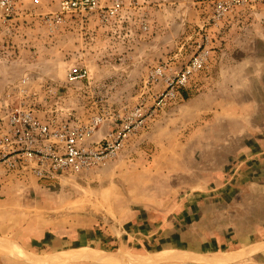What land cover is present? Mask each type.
<instances>
[{
	"label": "rangeland",
	"instance_id": "374dc122",
	"mask_svg": "<svg viewBox=\"0 0 264 264\" xmlns=\"http://www.w3.org/2000/svg\"><path fill=\"white\" fill-rule=\"evenodd\" d=\"M61 1L15 0L14 16H0L1 110L32 108L51 131L102 119L90 147L145 124L59 179L1 168L0 264H264V238L246 239L253 225L210 207L224 161L264 136V0L220 19L228 0H98L93 13L48 23ZM200 54L188 99L154 113L165 89L156 71L174 75ZM76 66L89 79L70 84Z\"/></svg>",
	"mask_w": 264,
	"mask_h": 264
},
{
	"label": "built area",
	"instance_id": "2783aa9c",
	"mask_svg": "<svg viewBox=\"0 0 264 264\" xmlns=\"http://www.w3.org/2000/svg\"><path fill=\"white\" fill-rule=\"evenodd\" d=\"M245 0H228L220 4L215 19L226 16ZM15 0H0V16L3 22L9 21L15 14ZM100 8L98 0H62L59 11L53 16L47 15V22H62L69 17L88 14ZM209 41V39H207ZM206 57L195 56L184 69L167 75L164 69L156 71L155 76L164 78L165 89L155 98L156 110L162 109L178 100L181 90L187 88L192 79L205 69ZM89 79L88 70L82 67L71 68L66 76L70 84L83 83ZM1 111H4L1 114ZM34 109L23 110L20 107L5 106L0 108V172L34 175L40 180L59 179L66 173L89 169L107 156L116 153L135 130L145 124V120L123 124L118 132L107 134L103 141L94 142V147L87 145L93 137L96 127L102 119L95 118L91 126L78 128L66 124L60 129L52 130L39 123L33 113ZM137 109L135 116H139Z\"/></svg>",
	"mask_w": 264,
	"mask_h": 264
},
{
	"label": "crops",
	"instance_id": "0c3cea01",
	"mask_svg": "<svg viewBox=\"0 0 264 264\" xmlns=\"http://www.w3.org/2000/svg\"><path fill=\"white\" fill-rule=\"evenodd\" d=\"M235 159L230 162L227 158L221 174L217 179L213 178L216 180L217 191L212 189L215 193L210 196L211 210L220 205L224 209L222 216L228 222L233 218L238 223H251L253 230L246 235V239H256L258 236L264 238V136L248 141L235 155ZM257 225H261L260 228Z\"/></svg>",
	"mask_w": 264,
	"mask_h": 264
},
{
	"label": "bare ground",
	"instance_id": "6f19581e",
	"mask_svg": "<svg viewBox=\"0 0 264 264\" xmlns=\"http://www.w3.org/2000/svg\"><path fill=\"white\" fill-rule=\"evenodd\" d=\"M69 256V255H68ZM59 257V256H58ZM57 258V257H56ZM64 258V257H63ZM68 258H70V257H68ZM62 259V258H61ZM58 260H60V259H58ZM78 260H90V261H102V258L101 257H99V256H96V255H90V254H88V253H84V254H80L79 256H78ZM157 260V259H156ZM52 262V261H51ZM56 262V261H55ZM104 262H106V261H104ZM53 263V262H52ZM51 263V264H52ZM107 263V262H106Z\"/></svg>",
	"mask_w": 264,
	"mask_h": 264
},
{
	"label": "trees",
	"instance_id": "16d2710c",
	"mask_svg": "<svg viewBox=\"0 0 264 264\" xmlns=\"http://www.w3.org/2000/svg\"><path fill=\"white\" fill-rule=\"evenodd\" d=\"M183 99H188L186 91H181Z\"/></svg>",
	"mask_w": 264,
	"mask_h": 264
}]
</instances>
